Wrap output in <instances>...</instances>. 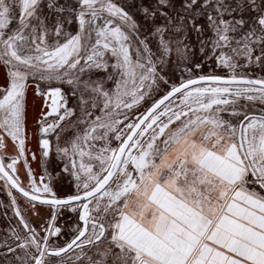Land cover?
I'll return each instance as SVG.
<instances>
[{
	"label": "snow or ice",
	"instance_id": "1",
	"mask_svg": "<svg viewBox=\"0 0 264 264\" xmlns=\"http://www.w3.org/2000/svg\"><path fill=\"white\" fill-rule=\"evenodd\" d=\"M0 264H264V0H0Z\"/></svg>",
	"mask_w": 264,
	"mask_h": 264
}]
</instances>
